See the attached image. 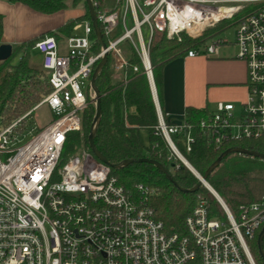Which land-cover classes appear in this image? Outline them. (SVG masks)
I'll return each instance as SVG.
<instances>
[{
  "label": "built area",
  "instance_id": "built-area-1",
  "mask_svg": "<svg viewBox=\"0 0 264 264\" xmlns=\"http://www.w3.org/2000/svg\"><path fill=\"white\" fill-rule=\"evenodd\" d=\"M260 3L235 23L237 59L247 69L246 101L218 103L197 128L184 117L168 118L157 101L152 137L164 138L172 152L169 160L188 167L175 135L180 134L186 152L196 143V130L215 148L264 141V0H117L115 9H96L106 49L100 44L97 51L91 21L76 24L68 37L45 36L35 43L50 92L22 116L0 123V264H256L251 241L264 225V201L236 217L215 197L223 219L211 216L207 201L201 200L186 219L188 234L180 236L156 219L147 186L126 190L92 151L82 148L63 164L61 157L68 133L82 129L81 113L96 104L91 81L106 53L114 70L123 73V43L130 42L149 79L155 34L197 39ZM225 8L232 11L223 13ZM225 43L215 38L186 55H219ZM44 105L56 118L40 129L34 112Z\"/></svg>",
  "mask_w": 264,
  "mask_h": 264
},
{
  "label": "trees",
  "instance_id": "trees-1",
  "mask_svg": "<svg viewBox=\"0 0 264 264\" xmlns=\"http://www.w3.org/2000/svg\"><path fill=\"white\" fill-rule=\"evenodd\" d=\"M12 2L23 3L32 10L45 15H53L69 8L76 9L83 4L86 12L67 20L56 31L16 45L12 56L7 61L0 62V120L9 119V122L31 110L50 92L46 79H43L42 74L40 75V72L29 65L35 43L45 36H53L57 40L68 37L73 33L76 24L91 21L86 0H13ZM93 3L97 10L115 9L117 0H93ZM261 5L262 3L250 5L235 19ZM3 20V16L0 15V45L3 36ZM226 21L228 20L220 22L215 29L206 31L197 39H191L186 34L172 39L163 34L154 35L150 47V59L163 114L162 75L165 65L192 49H205L225 30ZM222 23L224 25H221ZM100 44L99 41L97 51L100 49ZM123 47L127 56V66L124 72L118 79H115L113 59L109 57L96 80L101 93L102 117L94 138L95 145L111 164L116 165L126 160L136 161L121 169L112 168L111 175L115 176L119 184L128 191H135L137 184L147 186L151 191L149 201L155 211V217L163 222L170 233L176 232L180 236L188 234L186 219L201 200L207 201L211 216L226 219L223 209L211 192L206 190V187L201 185L196 192L185 193L175 185L174 182L178 183L181 188L192 189L198 185L199 179L178 159L169 160L172 152L164 138L151 137L148 145L143 142L142 131L147 130L152 135L158 126L157 109L149 79L137 52L128 41L123 43ZM20 53H22L20 61L13 64L14 58ZM134 67H139V71H134ZM95 114L94 104L81 113L82 129L68 133L61 164L82 148L91 151L88 140ZM209 115L208 111L188 107L184 121L197 128L201 119ZM196 136L197 140L191 152H186L179 140L180 134L175 135L174 140L191 166L202 176L229 148L239 147L264 153V141H238L215 148L200 138L197 130ZM144 158L161 163L167 169L168 174H164L151 163L137 162ZM207 182L224 200L233 214L239 217L243 208L264 201V160L238 153L228 154L210 173ZM263 226L251 241V250L256 264H264L257 245L258 235Z\"/></svg>",
  "mask_w": 264,
  "mask_h": 264
},
{
  "label": "crops",
  "instance_id": "crops-1",
  "mask_svg": "<svg viewBox=\"0 0 264 264\" xmlns=\"http://www.w3.org/2000/svg\"><path fill=\"white\" fill-rule=\"evenodd\" d=\"M65 11L45 15L23 3L0 0V15L4 19L1 44L16 46L56 31L67 22ZM246 79V64L241 60L205 55L187 57L186 54L177 57L163 68L164 114L179 120L188 107L211 113L220 102L240 104L248 96Z\"/></svg>",
  "mask_w": 264,
  "mask_h": 264
},
{
  "label": "water",
  "instance_id": "water-1",
  "mask_svg": "<svg viewBox=\"0 0 264 264\" xmlns=\"http://www.w3.org/2000/svg\"><path fill=\"white\" fill-rule=\"evenodd\" d=\"M8 1H13V0H8ZM86 4H87V7H88L90 19H91V22H92V24L94 26L97 38L101 42L103 48L106 49L107 45H106V42H105V40L103 38V34H102V32H101V30L99 28L98 21H97L95 4L93 3V0H86ZM13 51H14V46L12 44H1L0 45V62L7 61L12 56ZM108 58H109V55L106 53L104 55V57L102 58V60L100 61V63L98 64V66L95 69L94 74L92 76V81H91L92 82V87H93V89H94V91L96 93V104H95L96 114H95V117H94V120H93V123H92V126H91V131H90V135H89L88 144H89V147H90L92 153L95 155V157L98 160H100L104 164L109 165L113 169H121V168H123V167H125V166H127L129 164H132V163H134L136 161H134V160H126V161H123V162H121L119 164H116V165L111 164L110 161L97 149V147L95 145V142H94V138H95V135H96V132H97V129H98V125H99L101 117H102L101 93H100V91H99V89H98V87L96 85V80H97V77H98L99 73L101 72V70L107 64ZM149 82H150V86H151V89H152L154 101L157 102V96L155 94L156 93V86H155V83H154L153 75H150ZM231 153H238V154H242V155H246V156H250V157H254V158H260V159L264 160V153L250 151L248 149L239 148V147L229 148L226 151H224L218 157V159L207 170L205 175H203V176L199 175V174L197 175V177L199 179V183L194 188H192V189H184V188H181L178 183L174 182L175 185L181 191H183L185 193H194V192H196L199 189V187L201 185H203L204 187L207 188V185L210 186L209 183L207 182V178L210 175V173L220 164V162L222 161V159L225 156H227L228 154H231ZM137 162L151 163V164L155 165L159 170H161L164 174H168L167 169L161 163H159L157 161L144 158V159H140ZM214 193L211 192V194L214 197L221 198L219 196V194L215 190H214ZM263 241H264V227L261 229V231H260V233L258 235V239H257V245H258L259 254L264 259Z\"/></svg>",
  "mask_w": 264,
  "mask_h": 264
},
{
  "label": "rangeland",
  "instance_id": "rangeland-1",
  "mask_svg": "<svg viewBox=\"0 0 264 264\" xmlns=\"http://www.w3.org/2000/svg\"><path fill=\"white\" fill-rule=\"evenodd\" d=\"M139 1L142 2V0H139ZM85 12H86V7L83 4V5H80L76 9H74V8L67 9L64 12V17H65V20L67 21L69 19L76 18V17L84 14ZM129 18H130V15H129ZM225 23H227V25L225 26V30H223L216 37V39L217 40L220 39V41H224L225 39H227L228 43L220 45V53H219V55H212L211 58H225L226 57V58L237 59L238 47H237V44H236V33H235L236 32V25H235L236 19L228 20ZM221 25H224V24L222 23ZM129 27H131V23L130 22H129ZM80 32H81V29H79L77 33H80ZM144 33L147 36V32L145 31V29H144ZM199 55H203V54H199ZM21 57H22V53L18 54L14 58L12 63L13 64H17L20 61ZM42 61H43L42 54H40L38 51H35L34 49H32V52H31V55H30L29 65H30V67L32 69H35L38 72H40L39 74L40 75L42 74V76H43L42 78L43 79H46V74H45V72L42 69ZM113 66H114V64H113ZM113 71H114V78L118 79L121 73L120 72H116L114 69H113ZM39 74H38V76H39ZM236 104L238 105L239 102L236 101ZM5 117H6V115H5ZM55 118L56 117L54 116V114L50 111V109L46 105L41 106L39 109H37L34 112V122L36 123V125L40 129H42L43 127L48 125ZM8 120L9 119H6V120L4 119V121L0 120V123L8 124V123L12 122L14 119H12L10 122ZM141 137H142L143 142L146 145H148L150 143V141H151L152 135H151V133L149 131L144 130L141 133ZM206 190L209 192L208 189H206Z\"/></svg>",
  "mask_w": 264,
  "mask_h": 264
},
{
  "label": "bare ground",
  "instance_id": "bare-ground-1",
  "mask_svg": "<svg viewBox=\"0 0 264 264\" xmlns=\"http://www.w3.org/2000/svg\"><path fill=\"white\" fill-rule=\"evenodd\" d=\"M230 11H232V9H230V8H225V9H223V13H227V12H230ZM109 59V58H108ZM153 95V94H152ZM154 98V97H153ZM157 101H158V103H159V100L157 99ZM155 102V101H154ZM155 105H157V102H155ZM159 106H160V104H159ZM161 108V107H160ZM187 164V168L188 169H190V170H192L191 172H193V173H196L195 172V169L191 166V164H189V163H186ZM200 175V174H199ZM207 189L210 191V192H213L214 193V189L212 188V187H210V186H208L207 185ZM215 194V193H214ZM217 196V195H216ZM224 201V200H223ZM254 257V256H253Z\"/></svg>",
  "mask_w": 264,
  "mask_h": 264
}]
</instances>
